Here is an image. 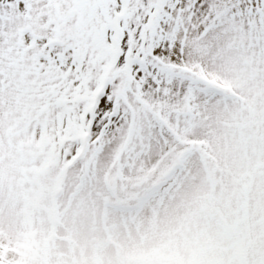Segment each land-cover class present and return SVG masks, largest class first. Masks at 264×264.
<instances>
[{
    "label": "snow or ice",
    "instance_id": "6c2138e0",
    "mask_svg": "<svg viewBox=\"0 0 264 264\" xmlns=\"http://www.w3.org/2000/svg\"><path fill=\"white\" fill-rule=\"evenodd\" d=\"M0 264H264V0H0Z\"/></svg>",
    "mask_w": 264,
    "mask_h": 264
}]
</instances>
